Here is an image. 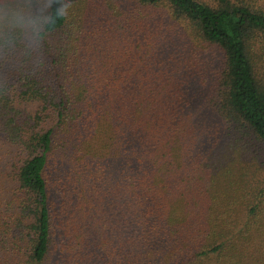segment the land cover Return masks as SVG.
Wrapping results in <instances>:
<instances>
[{
	"label": "trees",
	"instance_id": "16d2710c",
	"mask_svg": "<svg viewBox=\"0 0 264 264\" xmlns=\"http://www.w3.org/2000/svg\"><path fill=\"white\" fill-rule=\"evenodd\" d=\"M62 3L0 23V264H264V0Z\"/></svg>",
	"mask_w": 264,
	"mask_h": 264
},
{
	"label": "clouds",
	"instance_id": "9594fccd",
	"mask_svg": "<svg viewBox=\"0 0 264 264\" xmlns=\"http://www.w3.org/2000/svg\"><path fill=\"white\" fill-rule=\"evenodd\" d=\"M36 7L28 10L14 5L0 4V23L7 24L10 29L19 30L20 34L34 42L49 21L50 12L58 15L69 13L62 0H35Z\"/></svg>",
	"mask_w": 264,
	"mask_h": 264
},
{
	"label": "rangeland",
	"instance_id": "374dc122",
	"mask_svg": "<svg viewBox=\"0 0 264 264\" xmlns=\"http://www.w3.org/2000/svg\"><path fill=\"white\" fill-rule=\"evenodd\" d=\"M261 41H263L264 42V40H261ZM262 42V43H263ZM212 55V61H213V63L215 62V72H217V71H219L220 69H219V67H220V59H221V57H220V55L218 54V56L220 57V59H219V57L218 56H216V57H213V54H211ZM210 55V56H211ZM222 60V59H221ZM262 67H264V65L262 66ZM218 85V84H217ZM216 85V86H217ZM224 130V129H223ZM264 159V158H263ZM259 168H261V169H264V163L263 164H261V166L259 167ZM255 178V177H254ZM256 179V178H255ZM257 180V179H256Z\"/></svg>",
	"mask_w": 264,
	"mask_h": 264
}]
</instances>
